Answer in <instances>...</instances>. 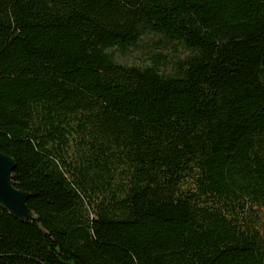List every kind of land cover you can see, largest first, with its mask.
Masks as SVG:
<instances>
[{"label":"trees","instance_id":"1","mask_svg":"<svg viewBox=\"0 0 264 264\" xmlns=\"http://www.w3.org/2000/svg\"><path fill=\"white\" fill-rule=\"evenodd\" d=\"M0 152V264H264V0H0Z\"/></svg>","mask_w":264,"mask_h":264},{"label":"rangeland","instance_id":"2","mask_svg":"<svg viewBox=\"0 0 264 264\" xmlns=\"http://www.w3.org/2000/svg\"><path fill=\"white\" fill-rule=\"evenodd\" d=\"M190 53L176 42H168L158 35H148L126 54L116 53V60L127 66L146 67L157 65L160 72L164 75H171L174 69L184 61ZM78 137L72 139V158L74 157ZM69 158V159H72ZM251 225L254 232L262 237L264 241V211L260 208L253 209L244 216Z\"/></svg>","mask_w":264,"mask_h":264},{"label":"water","instance_id":"3","mask_svg":"<svg viewBox=\"0 0 264 264\" xmlns=\"http://www.w3.org/2000/svg\"><path fill=\"white\" fill-rule=\"evenodd\" d=\"M14 159L0 152V208L6 210L21 223L35 221L27 206L29 194L13 184Z\"/></svg>","mask_w":264,"mask_h":264}]
</instances>
